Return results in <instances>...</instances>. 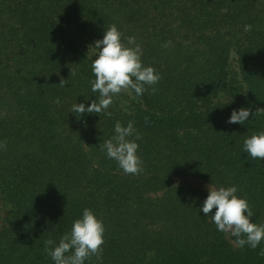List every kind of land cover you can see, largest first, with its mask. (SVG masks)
<instances>
[{"label":"trees","instance_id":"16d2710c","mask_svg":"<svg viewBox=\"0 0 264 264\" xmlns=\"http://www.w3.org/2000/svg\"><path fill=\"white\" fill-rule=\"evenodd\" d=\"M113 24L161 78L114 97L110 116L77 117L98 95L91 47ZM240 108L253 115L227 123ZM258 109L264 0H0V264H53L45 241L86 208L106 229L103 264H264V242L236 246L199 211L208 191L177 182L236 186L264 225V162L243 151L264 130ZM117 121L141 136L138 175L99 148Z\"/></svg>","mask_w":264,"mask_h":264},{"label":"clouds","instance_id":"9594fccd","mask_svg":"<svg viewBox=\"0 0 264 264\" xmlns=\"http://www.w3.org/2000/svg\"><path fill=\"white\" fill-rule=\"evenodd\" d=\"M245 31L251 30V25H245ZM167 42L164 47L170 46ZM95 57L91 70L95 77L91 81V90L97 97L90 106L75 103L72 113L77 117L83 114H106L113 103L114 97L121 93L142 96L149 88L155 92L160 80L159 73L151 66H145L142 61L143 49L134 36L127 37L115 24L104 30L103 38L95 41L91 47ZM62 80L59 85H64ZM59 103V100L56 101ZM253 115L248 108L234 109L227 121L229 124L244 125ZM264 115V109H258L255 117ZM135 137V139H130ZM141 136L137 133L134 122L127 126L117 121L114 125V135L103 140L100 150L109 160H114L118 167L129 175H138L142 171V163L138 155ZM0 147L3 144L0 143ZM243 151L253 160L264 162V130L246 137ZM208 196L199 209L206 219L212 222L218 232L234 237L233 243L243 249L245 246L257 249L264 242V225L253 221L254 212L245 198L236 195V186H207ZM215 211L213 212V210ZM105 226L103 221L91 210L84 209L82 216L73 221L69 232L65 233L56 244L49 239L44 243V252L51 258L53 264H86L92 256L96 264H103V245L105 244ZM264 255V249L261 250Z\"/></svg>","mask_w":264,"mask_h":264},{"label":"rangeland","instance_id":"374dc122","mask_svg":"<svg viewBox=\"0 0 264 264\" xmlns=\"http://www.w3.org/2000/svg\"><path fill=\"white\" fill-rule=\"evenodd\" d=\"M177 182L178 183H190V184H192L198 188L204 189V190H207V186H209V184L205 183L204 181L198 180V179H193V178L178 179Z\"/></svg>","mask_w":264,"mask_h":264}]
</instances>
